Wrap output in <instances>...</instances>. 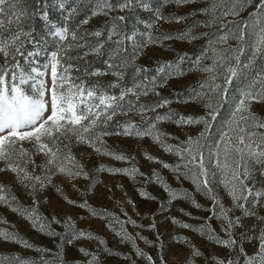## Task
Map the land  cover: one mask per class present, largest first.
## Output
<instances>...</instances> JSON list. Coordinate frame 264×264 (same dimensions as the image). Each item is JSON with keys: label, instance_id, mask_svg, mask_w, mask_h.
<instances>
[{"label": "snow or ice", "instance_id": "1", "mask_svg": "<svg viewBox=\"0 0 264 264\" xmlns=\"http://www.w3.org/2000/svg\"><path fill=\"white\" fill-rule=\"evenodd\" d=\"M19 0H0V173L13 174L16 182L27 189L33 197V205L28 208L12 207L17 203V197L5 183H0V204L7 205L13 211L25 216L32 227L48 235H56L51 228V222L61 223L55 217L49 222L38 210L36 193L53 186L54 178L64 176L70 179L88 178L89 173L84 165L72 153L73 144L88 145L101 155H110L117 160L125 161L131 157L125 156L108 148L105 136L112 134L124 135L142 139L150 137L165 151L174 153L179 163L169 165L180 176L191 179L198 190L208 195L213 202L212 216L221 220V228L227 238L221 237L208 224L203 227L207 236L218 246L230 249L234 255L224 258L212 257L216 264H264V215H259L257 209H264V116L259 115L253 105H264V69L255 71V61L264 56V0L255 4V11L249 14L248 20L228 21L229 16L237 17L253 0H208L206 7L199 9L208 16L207 27L219 25L214 33H201L208 37L194 61V68L206 73L207 76L197 84L199 91L194 90L192 100L205 101L208 110L205 116H179L175 122L178 125L204 124V129L195 137L189 136L179 145L165 143L157 124L164 120H172L173 112L160 114L157 109L169 103L162 99L154 103H144L142 96L150 93L159 96L155 89L157 77H144L130 86H122L128 66L135 60L140 49L162 40L168 35L155 36L152 31L141 33L145 42L140 43L138 33L124 32L120 25L125 21L124 15L111 16L113 12L130 10L140 4L149 9L147 0H87L90 15L81 20L79 25L72 27L70 22L78 14L79 0H74L73 6L66 7L68 0H34L35 7L29 11L24 7H16ZM188 4L192 0H163L167 4ZM6 6L11 8L6 12ZM58 7L66 13L63 26L51 23L49 35L54 38L55 48L47 53L48 61L41 67H30L25 71L24 64L31 65L33 58L41 51H29L27 45L33 44L31 20L39 16L48 21V8ZM110 16L111 23L106 30H81V25L88 24L93 16ZM157 20L167 19L156 12ZM182 20L184 17H175ZM148 29L153 25L148 24ZM189 33L180 34V38H188ZM89 37L95 39H88ZM191 36L190 39H197ZM235 41V45L230 41ZM110 45L105 47V45ZM132 46L129 55L128 45ZM250 53L247 61L242 57ZM89 55L106 56V69H96L86 72L83 77L73 75L77 71L75 61H80ZM187 54L179 57L182 62ZM210 63H204V61ZM41 68L43 70H41ZM171 62L160 65L156 72L161 80L174 74ZM166 69L168 71H166ZM149 69L137 67V76ZM112 75L116 79L108 84L92 79ZM50 76V84L44 79ZM234 84L238 95L231 96ZM119 88L118 94L111 89ZM231 98L232 109L227 122L222 125L218 138L213 139L210 130L219 115L220 108ZM155 113V115H149ZM124 116V122H116L115 133L109 131L114 118ZM139 116L140 120L132 119ZM147 155V154H146ZM36 157L42 159L38 163ZM149 159H156L148 156ZM183 169V171H181ZM103 171L104 166L98 169ZM113 173L136 174V168H112ZM143 175L142 173H140ZM154 175H157L154 173ZM157 175V179H158ZM222 188L231 201V207H225L215 188ZM59 191V188H57ZM146 195V193H141ZM187 196V193H185ZM177 194L172 192L171 198ZM71 204L76 201L69 200ZM80 207H88L83 202ZM199 207V205H197ZM218 209V211H217ZM93 215H99L95 209H90ZM239 211L240 215L235 213ZM111 215V214H109ZM254 217L260 226L253 225L258 235L247 234L244 218ZM135 224V221H127ZM175 222V221H174ZM121 231L117 232L123 240H128L136 250V254L145 257L149 264H156L151 255H146L135 243L124 222L116 218ZM155 227V225H152ZM190 228L191 225L184 224ZM65 228L72 232V239L91 236V233L74 230V225L65 223ZM237 229H244L237 238ZM0 238L23 244L24 247H34L22 240L15 233L0 229ZM143 239V237H141ZM184 239V238H180ZM256 239L258 250L248 255L242 241ZM72 240L68 243L71 244ZM103 243V241H101ZM48 251L47 249H37ZM79 251L89 257L84 264H97L98 256L84 248ZM193 256H201L194 249ZM163 262V258L160 257ZM3 264V261H0ZM8 264H29L27 260L8 261ZM42 264H55L53 261H43ZM61 264L63 261L61 260ZM194 264V261H186Z\"/></svg>", "mask_w": 264, "mask_h": 264}, {"label": "rangeland", "instance_id": "2", "mask_svg": "<svg viewBox=\"0 0 264 264\" xmlns=\"http://www.w3.org/2000/svg\"><path fill=\"white\" fill-rule=\"evenodd\" d=\"M147 2L150 5L147 10L140 4H136L130 10L117 11L110 15H124L126 19L121 23V29L126 33L135 30L138 33L136 39L140 43L145 42V37L140 34L148 31H152L155 36L168 35L170 38L140 49L135 60L128 66L121 84L130 86L144 77L148 79L153 76L157 77L159 86L155 91L159 92V96L150 93L148 96H142L141 101L144 103H154L162 99L169 101L167 105L157 109V112L164 114L171 111L175 115L172 120L159 122L157 127L166 134L163 137L165 143L179 145L181 141L189 136H197L204 129L203 123L178 125L175 120L179 116H205L207 114L208 110L204 107L205 101L190 99L194 95V90L199 91L197 84L207 76L206 73L194 68V61L208 40V37L201 36V33H214L219 25L205 26L208 16L201 13L199 9L206 7L208 0H192L183 5L174 2L165 4L163 0H147ZM257 3L259 0H253V4L245 7L239 16H229L226 19L228 21L248 20L249 14L255 11ZM73 4L74 0H68L66 7L73 6ZM16 7H24L31 11L35 7L34 0H19ZM10 8L11 6H6V12ZM157 10L167 19L157 20ZM65 14L58 7L50 6L48 21L39 16L31 20L34 43L27 45V48L33 51L37 50L38 46L41 54L33 58L31 65L21 60L25 71H28L30 67H41L47 63V53L55 48L54 38L48 34L51 27L49 22L63 26ZM89 15L90 8L87 0H79L78 14L71 20V26L76 27ZM175 17H184V19L176 20ZM110 23V16L97 15L93 16L88 24L81 25V30L89 32L96 29L106 30ZM148 24L153 25L152 29H148ZM182 33H189L188 38H180ZM191 36L198 38L193 40L190 39ZM88 39L95 38L89 37ZM229 43L235 45L236 42L233 40ZM109 46L105 45L106 48ZM128 50L131 55L132 46L130 44ZM184 54L187 56L181 62L179 57ZM249 55L250 53H247L242 59L247 61ZM106 59V56L89 55L83 60L75 61L78 70L74 71L73 75L83 77L86 72L96 69L104 71ZM2 60L3 58L0 57V62ZM88 60H93V64L83 65ZM165 62H171L172 71H174L173 75L166 77V82L161 80L160 74L156 72V69ZM204 63H210V61L205 60ZM137 67L147 68L149 71L137 76L135 72ZM260 69H264V56L256 59L255 67L252 69L253 74ZM44 79L50 84V76H45ZM92 79L108 84L116 78L109 74ZM238 86L234 84L231 90L232 97L238 95L236 92ZM110 91L118 94L120 89L114 88ZM253 107L259 115L264 116V105L254 104ZM231 109L230 98L229 102L220 108L216 121L212 122L213 127L210 134L213 139L218 138L222 125L230 117ZM149 115H155V113H149ZM126 119L127 117L124 116L115 117L109 131L115 133V123L124 122ZM132 119L139 121L140 117L133 116ZM103 139L108 148L123 153L131 159L117 160L113 156L96 153L91 146L73 144L71 151L84 165L89 177L70 179L57 176L54 178L53 186L36 193L35 199L39 201L37 205L39 212L49 222L53 217L61 221V223L51 222L50 224L57 233L56 235H48L47 230L41 232L33 228L25 216L13 211L7 205L0 204V229L13 232L34 246L24 247L21 243L0 238V261H3V264H8L10 260L16 262L17 258L19 261L27 260L29 264H42L45 260L53 261L55 264H61V260L63 264H84L89 257L81 253L80 248L96 253L97 264H149L145 257L136 254L130 241L123 240L116 234L121 231L116 218L124 222L123 227L135 239L137 247L146 255H151L156 264H186V261L190 260L194 261V264H216L212 257L224 258L234 255L230 249L218 246L212 239H209L206 234L208 229L203 227L208 224L210 229H214L221 237L227 238L221 228V220L209 219L212 216L210 209L213 208V202L209 196L198 190L191 179L184 176L178 179L177 171H174L172 167L163 166L164 163L169 165L179 163L177 155L165 151L150 137L138 139L112 134ZM148 156L156 159H149ZM41 159V157H36L38 163ZM101 165L105 170H98ZM133 167L138 169L136 174L108 171L112 168L131 169ZM154 173L158 175V179ZM0 183L8 185L17 197L18 205L13 203L12 207L28 208L33 205V197L27 189L16 182L13 174L0 173ZM215 191L221 203L225 207H231V201L226 192L220 187H216ZM142 192L146 195H142ZM172 192L177 194L175 199L171 198ZM69 200L77 203L71 204ZM85 201L88 207H80L79 205ZM90 209H95L100 214L93 215ZM257 212L259 215H264V209H257ZM235 214L240 215V212L237 211ZM127 221H135V224ZM66 222L72 223L74 230L91 233V236L72 239V232L65 228ZM243 223L247 226L248 235H258V231L252 226L257 225L258 228L259 221L251 217L244 218ZM184 224L192 227L185 228ZM241 231L244 229L236 230L238 239ZM181 237L184 239H180ZM69 240H72L71 244L68 243ZM242 243L248 255H253L258 250L256 239L243 240ZM194 249H198L202 255L193 256ZM160 257L163 258V262ZM240 264H243L242 257Z\"/></svg>", "mask_w": 264, "mask_h": 264}, {"label": "trees", "instance_id": "3", "mask_svg": "<svg viewBox=\"0 0 264 264\" xmlns=\"http://www.w3.org/2000/svg\"><path fill=\"white\" fill-rule=\"evenodd\" d=\"M92 64H93V60H88V61L83 63V65H87V66L92 65Z\"/></svg>", "mask_w": 264, "mask_h": 264}]
</instances>
